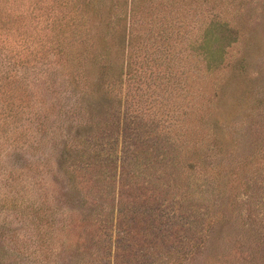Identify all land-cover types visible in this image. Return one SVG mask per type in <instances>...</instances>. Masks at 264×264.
I'll use <instances>...</instances> for the list:
<instances>
[{
  "label": "rangeland",
  "instance_id": "rangeland-1",
  "mask_svg": "<svg viewBox=\"0 0 264 264\" xmlns=\"http://www.w3.org/2000/svg\"><path fill=\"white\" fill-rule=\"evenodd\" d=\"M76 1L78 8L71 3ZM117 1L0 0L1 91L17 78L18 108L23 113L8 131L29 123L28 115L39 112L44 116L53 101L66 105L72 121H87L80 98L104 83L117 115L108 118L115 121L110 127L113 131L100 133L98 143L116 147L119 153L157 143L162 152L173 156L185 143L200 146L197 156L186 160L191 168L186 171L191 177L187 181H196L198 186L197 201L178 204V209L184 207L186 225L184 220L168 224L152 215L160 229L169 227V238L158 237L153 250L132 232L127 247L118 242L110 264H152L154 259L165 264L167 249L180 248L181 239L176 240L175 234L180 225L184 232L202 238L188 255L175 253L174 261L166 264H264V254L257 247L264 248V0H158L145 8L144 0L137 11L134 7L140 0L132 4L126 0L122 12L117 10ZM215 17L238 30L236 42L222 54L215 42L208 47L213 54L200 42ZM159 30L163 36L156 33ZM148 34L152 38L146 39ZM4 58L24 62H17L11 78ZM34 79L55 84L44 85L41 91ZM55 115L53 111L52 119ZM116 119L119 131H114ZM219 129L225 134L224 143L218 141ZM49 136L27 133L15 155L11 141L0 140V264H58L60 257L51 260L53 254L78 237L79 213L59 202L57 182L62 176L56 157L65 146ZM31 143L43 144L35 148ZM68 143L74 144L67 141L69 147ZM202 156L207 157L206 169L201 166ZM211 165L215 166L210 170ZM122 170L116 169L115 176L126 192L123 178L128 168ZM173 201L171 197L169 204ZM51 209L55 217L48 219ZM145 210L138 205L137 212L143 215L122 226L148 229L151 222L143 219ZM190 212L207 215L196 224ZM114 218V225L120 226L121 217L116 213ZM238 228L245 230L249 241L243 240L240 247H256L251 254L257 258L249 262L243 249L244 260L237 252L241 248L228 250V231ZM156 251L162 252L161 260ZM150 253L155 254L152 259L147 257Z\"/></svg>",
  "mask_w": 264,
  "mask_h": 264
},
{
  "label": "trees",
  "instance_id": "trees-1",
  "mask_svg": "<svg viewBox=\"0 0 264 264\" xmlns=\"http://www.w3.org/2000/svg\"><path fill=\"white\" fill-rule=\"evenodd\" d=\"M142 1L144 0H140V3L138 1V4L135 5L134 8L136 11L141 8L143 4L141 3ZM157 1L158 0H146L144 8L146 5L152 6V4ZM242 1L245 2V0ZM125 2L126 0H118L116 2L118 11L120 10L122 12L123 9L126 8ZM132 2L133 0L131 4ZM71 3H73L74 8H78V1ZM93 10L96 9L94 8ZM122 19L127 21L125 17L121 18V20ZM156 33L163 36L161 30ZM139 35L140 34H137L138 37H143L142 34ZM165 37L168 38V35L166 34ZM150 38L152 37L148 34L146 39ZM237 38L238 30L236 26L221 22L215 17L209 22L206 27L205 35L201 37L200 42L202 47L207 51L208 47H211L212 43L215 42L216 46H220L218 50H220V54H222L226 46L236 42ZM210 51L211 49L208 52ZM210 53L213 54V52ZM215 58L217 59L218 57ZM38 61L39 58L36 57L33 59L32 64L36 65ZM13 62L11 58L9 60L6 59L5 62L9 65V68L6 67V73L7 70H9L8 78H11L10 74L18 67L17 62L24 64L22 60L21 62ZM26 63L29 62L26 61ZM24 67L27 68V65L25 64ZM119 76L121 77L122 74ZM35 80L36 79H34L36 88L38 87L41 91L45 88L44 85H51L53 87L55 84L54 82L40 83L38 80ZM16 81L17 78L12 82V86L6 89L4 88V91H1L0 86V122H2V124L4 123V125L0 123V140L3 138L5 142L11 141L10 143L13 144L12 148L14 155L18 153L19 148L22 147L26 139V134L33 131L44 137L50 133V139L57 140L60 144H63L65 147L59 149L56 157L57 169L62 176V179L60 178L57 182L58 191L60 193L59 202L63 207L66 204L70 207L71 211L79 213L78 216L80 218L76 223L78 227L77 239L71 241L61 252L53 254L51 260H57L56 257H60L58 264H110V260L116 254L115 249L117 247L119 248V245H117L118 242L120 247H127L128 238L129 236L132 237V232H134L133 235L136 233V237L138 238L142 236L140 239L149 243L147 247L151 249L156 247L155 244L158 237L169 238L167 236L168 231H170L169 227L166 226L160 229L156 223L154 224L152 215H154V217L159 216L162 222L168 224L173 223L179 225V223L181 224L184 220L183 225H186L185 221L187 218L184 219L186 216L183 210L184 207L178 209V204L185 203L186 201H197L195 198H198V186L195 184L196 181H187L191 177L186 171L191 170V168L190 163L187 164L186 160L189 157L194 156L195 158L197 156V152H200L199 145L196 143H185V145L173 156L167 152H162V149L156 146L157 143H153L152 146L147 145L146 147H141L140 145L134 146L135 142L129 139V142L133 143V151L132 149H129V151L121 149L120 151H122V153L116 151V147L114 149L110 147L109 149L108 144L98 143L100 133H104L107 129L113 131L110 127L115 121L109 122L108 118L116 112L110 90L102 87L104 83L101 84L100 82L98 83L97 89L93 88L86 96L80 98V104L82 105V110L85 113V120L87 121H72V118H70L71 116L68 114V109H64L66 105L58 100L60 102L59 104L54 101L48 104L49 109L46 107L48 113L44 116H41L39 112L36 116L33 114L28 115L29 123H23V127L16 126L14 128L13 126L12 130L8 131L9 125L14 124L13 121L23 114L22 109L20 110L18 108V105H20V97L18 94L19 90L16 88ZM40 95H38L37 99L38 102L40 101L39 103L42 102V97ZM53 111L56 112V117L52 119ZM116 115L117 112L115 116ZM34 122L35 124H32ZM6 124H8V126H5ZM119 124V119H116V129L114 131L120 130ZM127 125V123L124 124L126 130L129 129ZM2 129H4V132ZM132 131H134L133 128ZM3 133L5 135H3ZM63 133L66 135L64 136ZM217 134L219 143L226 142L223 129H219ZM67 141H73L74 144L68 143L70 147L66 146ZM40 144L43 143H37L38 146H34L36 145L34 143L32 145L38 148ZM74 145H79V147H74ZM138 147L143 149L140 151ZM123 151H125L124 154ZM199 156L200 155H198V159ZM124 157L126 161L128 160L127 164L130 167L123 165ZM206 161L207 157L204 158L202 156L200 158V162L202 163L201 166H203L204 169H206L205 164L208 163ZM119 165L123 168H128V171L124 172L125 177L123 178L124 188L127 190L126 192L121 191L118 186V183L121 184V182L117 180L118 176H115L117 173L116 169H121L120 173L123 172L122 167L119 168ZM214 166L211 165L209 169L211 170ZM120 173L119 176H121ZM186 174L187 178L184 179L183 177H185ZM88 175H90L89 178ZM130 182H133V184ZM119 191H121V195ZM116 193H118L119 197H116ZM171 197H174V204L172 205L169 204ZM138 205L147 209L144 211L146 215L143 219L146 221L148 218L151 222V226L148 229L142 227L136 228V231L127 229L132 227H123L122 225L124 223L136 221V215H139V217L143 215V213L140 214L137 212ZM166 207H170L173 213L166 209ZM51 211L52 209L48 212V219L49 216L52 215L50 214ZM116 213L121 217L120 226L114 225L113 223ZM132 213L134 215H132ZM262 214L264 219L263 211ZM205 215H207V213L204 212L203 214L197 213L194 216V213L190 212L188 216L193 217V222L199 224L200 221L205 218ZM240 222H242L241 219ZM233 223L234 221L231 224ZM247 224L252 230L253 228H251L250 222H247ZM183 227L184 226L180 225V231L178 230V232L175 233L176 240L181 239L179 241L181 244L178 246L180 248L176 249L171 247L167 249V253L164 255L165 264L168 261H174L175 253L178 255L180 254V256L184 253L183 257L185 254L188 255L189 250L195 246V241L202 238L200 235L194 236V234L184 232ZM262 227H264V224ZM227 229L229 230L230 228L228 227ZM236 230L232 229V231H228L226 240H228L231 245V248L228 250L232 251L234 246L241 248L237 252H239L238 254L241 259H243V254H241V250L243 249V253L247 255L244 259L246 261L248 260V262L251 258H257L255 253L252 252L251 254V251L254 250V248L256 249L255 246L251 248L248 247L249 250L245 247H240L243 240L249 243L245 237L247 236L245 230ZM169 243V241L166 242L164 248L169 245ZM250 244L252 245L254 243L251 242ZM258 246L260 248L259 251L264 254V248L260 245H257V247ZM172 250L174 251L173 253ZM233 252H236V250ZM233 252H230V254H234ZM154 253L158 254V259L161 260L160 256L162 252L158 253L156 251ZM155 254H147V257L151 258L155 256ZM197 256L199 258V255ZM193 257L194 256H192L191 260H193ZM154 260L155 262L153 261L152 264H157V260Z\"/></svg>",
  "mask_w": 264,
  "mask_h": 264
}]
</instances>
